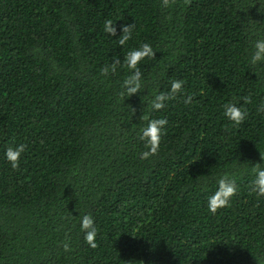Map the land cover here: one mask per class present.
Segmentation results:
<instances>
[{"label": "trees", "instance_id": "trees-1", "mask_svg": "<svg viewBox=\"0 0 264 264\" xmlns=\"http://www.w3.org/2000/svg\"><path fill=\"white\" fill-rule=\"evenodd\" d=\"M259 39L264 0H0V264H264L251 172L264 166V62H249ZM144 43L155 54L130 94L124 56ZM172 80L183 92L150 111ZM228 102L247 112L241 124L223 116ZM142 115L168 120L147 159ZM18 144L12 169L4 153ZM225 173L237 193L213 214Z\"/></svg>", "mask_w": 264, "mask_h": 264}, {"label": "clouds", "instance_id": "clouds-1", "mask_svg": "<svg viewBox=\"0 0 264 264\" xmlns=\"http://www.w3.org/2000/svg\"><path fill=\"white\" fill-rule=\"evenodd\" d=\"M132 26H122V34L118 37L119 45L123 46L131 39ZM104 31L112 36L116 35V28L111 20L105 21ZM255 51L251 55L250 64L256 65L264 62V39H259L254 43ZM155 51L148 43L142 44L139 48L131 49L124 56V65L130 70V75L124 80V87L130 94L139 92L142 88V74L138 65L141 64L145 58H153ZM119 60L113 62L109 67L102 69V74L107 75L110 71H115L116 64ZM183 81L172 80L170 83V90L154 94L148 107L152 112H158L166 107V103L169 100L174 99L177 95L183 92ZM192 97L187 96L184 103L190 104ZM244 103L250 102V97L242 98ZM223 116L235 125L241 124L246 116L247 112L243 106H238L236 103L228 102L223 106ZM264 110V106L261 107ZM146 123L140 130V140L145 142V147L148 149L141 154V159H147L150 156H154L159 152L161 137L165 131V126L168 124V120L165 118H151L149 115H142L141 117ZM25 151L24 144H18L16 146H9L6 148L4 156L6 161L10 164L12 169H16L20 166V158ZM264 160V157H261ZM251 172L254 175L252 181V191L256 193L258 197H264V166L262 163H256L251 166ZM237 193V184L234 178L230 177L227 173L222 175L217 180L216 190L208 196L207 207L208 210L215 214L218 209L225 208L230 205L231 198ZM79 227L84 236L85 243L91 247L96 248L97 244L95 239L98 233V229L95 225L94 218L91 214H85L79 216ZM64 248L67 251L69 249L68 243L64 244Z\"/></svg>", "mask_w": 264, "mask_h": 264}]
</instances>
